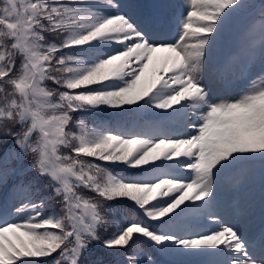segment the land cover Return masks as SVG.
I'll use <instances>...</instances> for the list:
<instances>
[{
  "label": "snow or ice",
  "instance_id": "6c2138e0",
  "mask_svg": "<svg viewBox=\"0 0 264 264\" xmlns=\"http://www.w3.org/2000/svg\"><path fill=\"white\" fill-rule=\"evenodd\" d=\"M125 7L0 0V264H264V0ZM107 109L140 131L74 115Z\"/></svg>",
  "mask_w": 264,
  "mask_h": 264
},
{
  "label": "rangeland",
  "instance_id": "374dc122",
  "mask_svg": "<svg viewBox=\"0 0 264 264\" xmlns=\"http://www.w3.org/2000/svg\"><path fill=\"white\" fill-rule=\"evenodd\" d=\"M123 4L126 5L125 11L128 12L130 15H132L135 18H141L143 17L146 13L150 12L152 10V5L154 3L159 2V0H121ZM168 3L177 6L174 8L175 14L178 17L179 14L184 11V8L187 6V0H167ZM179 31L177 27V20L173 19V25H172V37L175 38L177 32ZM242 44L243 42L238 46L237 50L231 54V52L225 51V50H220L218 52V59L224 62H227L230 57H237V56H243V50H242ZM256 45L257 47L259 46V41L258 37L256 38ZM258 70V69H257ZM239 92L238 87H234L231 89H223V88H218V90L215 91V95L218 98H226V97H235ZM168 135H175V134H169ZM181 134V133H180ZM178 134V135H180ZM168 163H173V162H168ZM253 194L256 197V200L258 202L259 200V191L254 188ZM218 198L221 200H225L229 198L230 196L234 195L231 193L226 185L221 182L218 184ZM241 195H247V193H241ZM225 222L229 223H235V220L230 219L229 217L225 216ZM209 226L208 228L202 229L203 232H208L212 228V224L207 223ZM248 226L251 228H255L258 226V220L248 222ZM196 257L198 255H189Z\"/></svg>",
  "mask_w": 264,
  "mask_h": 264
},
{
  "label": "trees",
  "instance_id": "16d2710c",
  "mask_svg": "<svg viewBox=\"0 0 264 264\" xmlns=\"http://www.w3.org/2000/svg\"><path fill=\"white\" fill-rule=\"evenodd\" d=\"M258 2V0H257ZM241 22H243V19L239 20L236 22V24H238L239 26H242ZM242 32V29L240 30V34ZM51 86V85H50ZM118 110H112V109H107L103 112H97V114L95 116H90L87 114H83V113H76L74 114L75 116H81L83 115L85 117V119L88 120L89 124L92 123V121H104L105 124H108L111 128H113L115 131H120V132H124L125 134L130 133V131L135 132V129H140L139 127H137V125L140 123L139 121H133L130 118H115L113 113L117 112ZM122 111V110H119ZM110 168H112L113 171H120L121 169H125L124 165H109ZM134 171H138L135 169H125L124 171V175H127L128 172H134ZM3 192L0 191V197H2ZM52 205L51 203L49 204V210L51 209ZM152 223H158V222H152ZM199 225H193L191 226L186 232L184 233H178V234H182V235H191L194 234L196 232V229L198 228ZM107 232V229L105 230ZM187 257H177V262L178 264H182V262H184L186 260Z\"/></svg>",
  "mask_w": 264,
  "mask_h": 264
}]
</instances>
